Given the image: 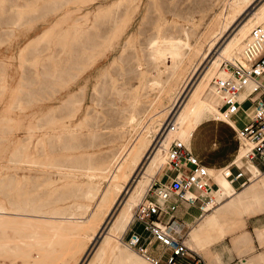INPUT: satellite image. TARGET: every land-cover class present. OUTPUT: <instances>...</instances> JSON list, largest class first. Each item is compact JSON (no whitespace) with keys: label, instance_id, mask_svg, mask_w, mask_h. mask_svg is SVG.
Instances as JSON below:
<instances>
[{"label":"bare ground","instance_id":"obj_1","mask_svg":"<svg viewBox=\"0 0 264 264\" xmlns=\"http://www.w3.org/2000/svg\"><path fill=\"white\" fill-rule=\"evenodd\" d=\"M243 1L246 0H236L234 12L223 23H218L216 8L224 0H208L199 12L196 7L186 5L170 17L159 16L153 28L150 12L155 0H113L92 15L89 25H86L88 15L81 18L85 24L74 20L63 38L66 41L63 45V54L67 55L66 66L72 72L70 81L77 84L82 80L83 88H86L92 79L85 80L82 74L102 66V70L93 77L91 105H73V95L68 94L62 102L67 105H64V110L69 108L66 116H53V111L36 114L34 121L24 126L19 151L13 161L20 169L35 173L74 168L62 160L68 153L80 149L74 137L77 133L75 129L89 123L98 125L100 117L97 108H117L123 113L114 127L117 133V144L113 147L115 151L106 163L85 168L84 175L91 181L110 183L103 194L104 200L120 189L121 184L122 191L102 225L94 228L91 223L87 227L84 225L85 211L81 204L53 208L42 204H0V264H15L18 258L31 261L33 250L34 253L38 250L40 255L37 256L41 261L35 259L37 263L48 264L45 261L50 254L52 258L55 257L56 253L52 255L55 248L64 246L67 240H72L68 245L71 248L66 246L65 251L67 248L73 251L69 250L71 256H66L76 264L78 256L86 249V244L76 248L78 239H87L93 245L102 236L104 238L101 246L98 243L100 247L95 264H106V259L111 263L146 264V261L116 242L130 223L132 208L138 206L147 186L164 167L169 145L178 139L188 146L193 132L204 121L223 120L219 109L221 99L213 87L209 91V98L215 95L217 100L220 99L218 108L203 103L201 97L210 88L213 70L220 60L240 61L250 31L256 26H264V3L250 13L248 11L257 0H249L242 7L239 2ZM198 13L200 15L196 16ZM242 17L244 22L235 34L216 50L224 33H228L233 22L237 23ZM203 26L204 33L207 32L214 44L207 46V52L202 51L204 34L200 33L199 28ZM142 35L145 36L144 44L139 45ZM43 37L41 35L40 38ZM211 55L213 63L205 71L212 62L208 61L197 77V83L192 85ZM134 80L136 83H132ZM183 87L186 89L181 92ZM173 93L179 95L176 105L164 115L166 102ZM125 97L128 103L124 105L122 101ZM172 121L177 127L175 132L168 131L166 127ZM225 122L232 125L230 120ZM138 128L144 129L139 138L134 137ZM237 157L242 160V151L238 152ZM24 174L27 175L26 172ZM225 185L231 192L229 184ZM262 185L258 187L262 188ZM86 195L89 199L95 196L91 191H87ZM75 231H78L76 237ZM53 261H56L55 258Z\"/></svg>","mask_w":264,"mask_h":264},{"label":"rangeland","instance_id":"obj_2","mask_svg":"<svg viewBox=\"0 0 264 264\" xmlns=\"http://www.w3.org/2000/svg\"><path fill=\"white\" fill-rule=\"evenodd\" d=\"M112 1L113 0H0V204H42L45 207L51 208L81 204L85 211L83 218L86 219V222L84 225L87 227L88 224L91 223L94 228L102 225L115 201L118 199L120 191H122V184L120 185V189L118 188L115 190L116 192L110 193L104 200L103 194L110 183L107 181L104 182V180L103 183H98L97 180L91 181L84 175L85 168H93L106 163L109 159L108 157L115 151L113 147L117 144L115 136L117 133L114 127L120 115L123 113L117 108H114V110L104 106L97 108L100 117L98 125L89 123L75 129L77 133L74 137L77 139L80 149H77V151L73 153H68L67 157L62 160L66 161L70 167L73 166L74 168L35 173L33 171L20 169L19 165L13 161V157H15L19 151L18 145L22 138L24 126L28 122H33L36 114L43 115L45 113L48 114L49 111H53V116H66L69 108L64 110V105H67L62 104V102L68 94L73 95V105L77 106L81 103L85 107L91 105L90 99L94 81L93 77L97 75L99 70H102V66L98 67L96 70L92 69L82 74L85 80L92 79L91 84H88L86 88H83L82 80L77 81V84H72L73 81H70L72 72L68 70V66H66L67 55L63 54V45L66 44L63 38L65 31L68 32L67 30L73 26L75 19L80 20L79 23L85 24L86 22L81 20V18L88 15L89 19L86 25H89L91 23L90 20H92V15H95L100 9L105 8V6ZM207 1L208 0H155V6L150 12L151 28L154 27L159 16L170 17L178 11L179 8H184L186 5L196 7L199 12ZM248 1L249 0L239 2V4H242L240 6L243 7ZM184 2H186V4ZM263 3L264 0H257V3H255L248 12L253 13ZM235 4L236 0H224V2L216 8V13L218 12L219 14L218 23L219 21L223 23L228 16H231V13L235 10ZM198 15H200V13L196 14V16ZM243 19L244 17L237 23L236 21L233 22L230 31L224 33L221 38L222 40L220 39L221 42L218 44L216 50L223 42L226 44L232 35L235 34L240 25L244 22ZM199 30L200 33L204 34L202 51L207 52L208 47L211 46L213 42L210 37H208L207 32L204 33V26L200 27ZM41 35H44V37L40 38ZM144 37L145 36L142 35L140 38L139 45L144 44ZM210 41L212 43H210ZM212 56L213 55L205 62L206 64L201 68L192 85L197 83V77L208 64V61L211 60L212 62L207 65L205 71L209 69L214 59ZM215 57H217V55ZM223 61H226V59H221L214 68L215 70H213L214 74L212 73V78L216 76L217 72L219 73L220 64ZM132 83H136V81L134 80ZM212 87V81H210V88L207 89L201 97V101L207 105L218 108L217 105L220 99L217 100L215 95L209 98V91ZM185 89L186 87H183L181 92H184ZM125 94L127 96V93ZM172 96L170 100L166 102L164 115H167L169 110H172L176 105L175 103L179 95L173 93ZM122 103L124 105L128 103L126 97L123 99ZM247 107L248 104L243 106L244 109ZM248 114L251 115V112ZM82 115L83 114H81L80 117H82ZM206 121L194 132L191 139V147L189 148L207 167L220 169L230 163L237 152L236 134L230 126L223 122H217L212 119L208 120L209 122ZM231 121L238 128H242L248 123V117L240 113L238 116L232 118ZM172 122L174 123V121ZM91 133H93L94 136H90ZM143 133L144 129L138 128L135 131L134 137L137 136V138H139ZM242 163L244 165H249L243 161ZM165 170L166 165H164L162 170L159 171L158 175L155 177L157 181L164 182L162 175L165 173ZM53 171H55V173ZM25 172L27 175L24 174ZM169 174H171V172H169ZM154 179L151 180L147 186L145 195ZM9 190L10 192H7ZM11 190H13L12 193ZM87 191H91L95 196L90 199L87 198ZM17 195H20V197L18 198ZM149 196H152V192L149 193L148 197ZM143 198L138 205L142 202ZM134 209L135 207L132 208L130 212V221L132 220ZM77 233L78 231L74 232L75 237ZM101 233H103V231ZM126 236L127 234L125 231L121 235L120 240H117L116 243L123 249H128L136 254L126 246ZM103 238L104 236L97 239L93 245L87 239L83 240L79 238L78 244L76 243V239H74L73 241H75L77 249L85 244L86 249L88 247L87 250L85 249L83 253L78 256L79 261L77 260L78 263L76 264H95ZM85 241L89 243H85ZM70 242H72V240H67V245L65 244V247L62 246L65 249L59 246L55 248L56 250H54L55 252L52 255L56 253L53 258H55L56 261L58 260L57 264H64L65 262H67L65 264L74 263L72 258L66 256L67 254L71 256L70 251L73 250L69 249V251L67 248V251H65L66 246L71 248V246H68ZM37 251L38 250H36L35 253L34 250L32 251L31 261L29 259L26 260V258L25 261L18 258L19 261H21L19 262L17 261L18 259H16L15 264H24L28 261L29 262L25 264H42L40 262L37 263L38 260L41 261L40 257H38L40 256L38 255L39 252ZM136 255L142 259L138 254ZM50 258L45 262L49 264L52 261L51 264L54 262V264H56L51 254ZM35 259H37V261ZM33 261L36 262L33 263ZM60 261L62 263H59ZM105 261L106 264H122L119 261L111 263L108 259ZM145 263L149 264L147 262ZM181 263L187 264L185 260L179 262V264Z\"/></svg>","mask_w":264,"mask_h":264},{"label":"built area","instance_id":"obj_3","mask_svg":"<svg viewBox=\"0 0 264 264\" xmlns=\"http://www.w3.org/2000/svg\"><path fill=\"white\" fill-rule=\"evenodd\" d=\"M211 81L214 92L221 99L219 109L223 120L219 122L231 121L240 113L248 117V123L242 128L230 127L235 131L237 152L242 151V160L251 163L257 176H261L264 173V26L250 31L241 60L223 61L220 73ZM245 104H248L246 109L243 108ZM167 128L170 132L177 130L173 122L167 124ZM165 165L164 182L154 179L142 202L134 209L126 230V246L149 264H179L190 253L184 241L170 232L176 223L173 216L176 204L192 207L199 203L201 213L214 206L213 175L188 146L179 140L173 141L167 149ZM220 173L230 184L241 179V186L250 182L235 159L220 168ZM150 192L152 196L148 197ZM172 199L174 201L169 202ZM162 214L170 217L165 226L159 224ZM192 264L205 263L195 254ZM235 264L248 263L237 260Z\"/></svg>","mask_w":264,"mask_h":264},{"label":"crops","instance_id":"obj_4","mask_svg":"<svg viewBox=\"0 0 264 264\" xmlns=\"http://www.w3.org/2000/svg\"><path fill=\"white\" fill-rule=\"evenodd\" d=\"M230 122L233 126L225 124L236 129L235 124ZM192 136L188 147H191ZM237 154L233 160L249 176L250 182L241 186V179L230 184L221 175L220 169L209 168L216 185L213 192L214 206L208 212L201 213L199 203L192 207L184 203L176 204L173 213L175 228L170 232L176 238H181L190 249L184 259L187 264H192L195 254L205 264H235L237 260H246L248 264H264V173L257 176L254 166L244 165L238 160ZM225 184H229L231 192ZM169 218L168 215H160L159 224L165 226Z\"/></svg>","mask_w":264,"mask_h":264}]
</instances>
